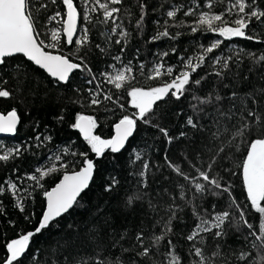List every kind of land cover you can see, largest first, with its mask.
Returning <instances> with one entry per match:
<instances>
[{
    "label": "snow or ice",
    "instance_id": "obj_1",
    "mask_svg": "<svg viewBox=\"0 0 264 264\" xmlns=\"http://www.w3.org/2000/svg\"><path fill=\"white\" fill-rule=\"evenodd\" d=\"M133 2L138 9L135 29L137 34L142 35L145 18L149 15V5L145 0ZM60 4L64 6L63 13L57 9L48 15L50 5H57V0H0V98L13 96V90L5 87L9 81L3 73L7 71L8 62L12 58L22 55L55 78L58 85H68L70 77L74 79L73 73L77 70L87 73L90 78L86 83L94 85L87 88L89 107H98L104 101H110L124 110L119 97L113 100V94L103 90L100 77L130 98V105L136 111L118 117L113 124L111 137L104 138L102 134H97L100 122L95 115L78 113L75 122L70 125L82 134L96 158L103 157L109 151L119 153L129 146L130 138L138 130V121L158 129L169 145L175 140L188 138V131L182 130L173 136L169 134L168 128L161 127L159 123L153 124L159 108L158 102H167L169 98L179 101L186 95H190L191 114L186 116L184 127L205 133L208 141L215 144L214 147L205 145L209 153L207 161L201 160L199 155L195 157V163L188 161L192 171H185L181 164L174 163L165 152V165L187 182H176L178 196L167 188L163 189L169 197L168 202L160 203L156 199L160 196L159 192L153 196L148 191L137 190L127 196L125 204L129 208L146 201L148 209L159 217L153 224V228L160 225L159 233L149 232L144 227H140L131 236L127 230L121 232L118 238L112 233L111 247H119L121 252L115 258H101L100 254L73 256L67 251V241L63 244L57 242L59 247L65 249V253L61 257L53 250L50 264H89L90 261L91 264H264V86H253L244 93L234 89L230 95L221 94L217 89L204 95L198 94L200 86L209 76L216 77L224 88H228L230 85L224 83L226 78H242L247 81L248 74L264 66V54L257 56L243 48L233 47L227 54L221 51L219 55H210L220 49L224 41L233 38L261 42L260 38L264 36V4L261 0H187L186 3L171 4L169 10L161 14L162 22L161 19L153 21L156 29L149 37V43L165 38L177 40L183 33L173 32L172 28H188L192 34L210 32L223 39H217L208 46L200 45L199 51L188 56L178 54L175 46L158 53L157 62L152 64L146 76L147 80H160L158 86L133 84V81L139 84L137 67L139 75L145 76V64L140 62L134 66L133 60L124 58L132 35L125 21L131 23L134 15L132 5L126 4V0H60ZM159 7L162 8L163 4ZM181 16L191 19L185 20ZM93 28L98 29L103 39V47L100 43L94 45L102 54L114 45L120 46L118 53L112 54V60L119 62V67L113 63L109 68L114 71H102L99 76L93 72L85 56L80 55L81 49H89L93 43ZM64 46H74L75 50L66 53L63 51ZM139 52L140 49H137L135 59L139 58ZM170 54L177 55L176 65L168 64L164 59ZM245 58L249 60L250 66L241 77L240 66ZM206 65L210 70L198 75ZM15 69L20 71V65H15ZM13 78H16L15 75ZM256 79L264 81V71L259 72ZM73 103L82 101L74 100ZM206 106H211L212 110L205 111ZM208 118L209 123L201 122ZM57 119L62 121L64 117L61 115ZM20 124L21 117L15 108L6 114L0 112V134L15 135ZM39 127L37 121L33 128L35 135L30 138L35 144L26 142L23 145L6 146L0 143V166L19 159L34 147L40 148L51 143L52 134L38 131ZM237 139L247 148L238 167L242 170L251 211L248 204L242 206L233 195V185L221 171L215 170L221 168L224 173L235 174L233 169L222 167L218 161L227 158L226 148L232 147ZM235 147L238 150L239 145L235 144ZM130 155L131 164L137 161L141 163L140 171L131 174L141 178L140 189H148L151 168L150 162L144 159L146 151L132 148ZM69 156L83 158L78 170L75 165L79 161L70 160ZM95 170L96 160L90 159L88 152H77L69 146L56 147L50 151L47 163L35 167L31 172L21 173L17 167L11 169V175H6L0 182V215L5 217L7 212L3 196L9 195L13 206L20 213H25L26 207L35 200V189H44L46 178L57 172L62 173V178L50 190L43 191L45 207L35 229L18 234L17 238L5 243L6 253L0 257L2 264H36L39 249L32 256L27 255L33 238L50 227H58L59 218L78 206V198L89 188ZM119 183L116 176H110L105 191H112ZM208 196L216 199L205 206ZM177 200L183 203H177ZM185 208L190 209L192 222L188 224L187 234L182 237L187 244L186 252L182 253L173 242L176 235L173 221L180 219L178 213L184 212ZM33 216L35 213L26 215L25 219L30 221ZM8 224L16 227L14 220H9ZM232 234L240 242L235 248L228 243ZM98 237L97 227L93 225L88 230V238L95 242ZM122 242L128 243L129 247H124ZM124 253L132 254L127 262L121 258ZM160 255L164 257L163 261L155 258Z\"/></svg>",
    "mask_w": 264,
    "mask_h": 264
},
{
    "label": "trees",
    "instance_id": "obj_2",
    "mask_svg": "<svg viewBox=\"0 0 264 264\" xmlns=\"http://www.w3.org/2000/svg\"><path fill=\"white\" fill-rule=\"evenodd\" d=\"M145 2L149 5V15L145 18L144 31L140 35L137 34V30L135 29L138 9L134 6L133 0H126V4L132 5L134 15L131 17V23L127 20L125 21V25L132 35L127 44L124 58L125 60H133L134 66H137L140 62H144L145 64V76L139 75V69L137 67V80L139 84H137V81H133V84H136V86L140 84L145 86H158L161 83L160 80L146 79L152 64L157 62L158 53L170 50L171 47L175 46L178 54L188 56L199 51L200 45L208 46L217 39H223L217 34L210 32H197L192 34L188 28H172L171 31L173 32L180 31L183 33L177 40L173 41L165 38L155 43H149V37L155 33L156 29L153 21L161 19L162 22L161 14L169 10L171 4L186 3L187 0H145ZM261 3L264 4V0H261ZM160 4H163L162 8L159 7ZM153 8L157 10L152 11ZM57 9L62 13L64 11V6L60 4V0H57V5H50L47 14L50 15ZM180 18L185 20L191 19L182 16ZM100 30L103 29L101 28ZM91 35L92 45L89 49H81L80 55L85 56L93 72L99 76V73L102 71H111L109 65L113 63H116L119 67V62L112 60V54H117L120 46L114 45L106 53L102 54L94 46L96 43H100L102 47L104 46L98 29L93 28ZM260 40L261 42L248 41L242 38H233L230 41L226 40L220 49H217L216 52L210 55H219L221 51L227 54L230 48L235 47L254 52L259 56L260 54H264V36ZM137 49H140L139 58L135 59ZM74 50V46H64L63 48V51L69 54ZM164 59L168 64H177V55L170 54ZM74 62H76V59H74ZM15 65H20V71H16ZM249 66L250 62L245 58L240 66L241 77L246 74V69ZM205 70H210L207 65L205 69L200 70L198 75L203 74ZM233 71H235V68H233ZM261 71H264V66L258 68L256 72L248 74L247 81H244L242 78H226L224 83L230 85L228 88H224L216 77L209 76L200 86L198 94L204 95L213 91V89H217L221 91V94L230 95L234 89L240 93H244L250 91L253 86H264V81L256 79V75ZM3 75L9 81L5 87L13 90L14 94L8 99L0 98V112L6 114L15 108L21 117V124L14 138L5 139L0 143L6 146L15 144L23 145L26 142L35 144L36 142L30 138L35 135L33 128L37 121L40 126L38 131L50 132L53 136V141L40 148L34 147L25 152L19 159L9 162L7 165L0 166V182L4 180L6 175H11V169L14 167L19 168L20 172L23 173L31 172L35 167L45 165L50 151L55 150L56 147L69 146L77 152H88L89 158L96 160L93 183L79 199L78 206L74 207L67 215L58 220V227H50L42 234L35 236L30 243L27 253L28 256H32L35 250L39 249V252L36 253L38 257L36 264H50L53 259V250H55L57 256L62 257L65 249L59 247L57 242L63 244L67 241V251L71 252L73 256L88 257L100 254L101 258L105 256L115 258L116 256H120L121 252L119 247H111L112 233H115L118 238L121 232L127 230L129 236H131L140 227H144L149 232L156 231L159 233L160 225L153 228L155 220L159 219V217L148 209L146 201L138 202L134 207L129 208L125 204L127 196L137 190L148 191L153 196L159 192L160 196L156 199L160 203L168 202L169 197L163 192V189L167 188L169 192L178 196V189L175 187L176 182L179 181L185 184L187 182L183 181L165 165V152H167L169 159L173 160L174 163L181 164L185 171H192L188 166V161L195 163V157L197 155L200 156L201 160L207 161L209 153L206 151L205 145L207 147H214L215 142H209L205 133H197L190 128L184 127L186 116L191 114L189 107L190 95H186L185 98L179 101L169 98L167 102H158L159 108L153 118V124L159 123L161 127L168 128L169 134L173 136H177L182 130L188 131V138L175 140L169 145L158 129L146 126L138 121V130L129 142V146L123 152L111 153L109 151L103 157L96 158L95 154L90 152L86 141L70 125L75 122L78 113L95 115L100 122L97 134H102L104 138L111 137L113 134V124L118 117L135 112V109L130 105V98L125 93L116 90L112 85L104 82L103 77H100L103 90L113 94V100L119 97V102L124 104V110L119 109L117 104L110 101H104L98 107H89L87 88L94 87V85L90 86L86 83V80L90 78L87 73L78 71L73 75L74 79H70L68 85H58L43 71L28 62L23 56L12 58L8 62L7 71ZM14 75L16 78H13ZM164 79H168V77H164ZM76 89L80 91L77 92ZM74 100H80L82 103H73ZM105 109H109V111H105ZM211 110V106L205 107V111ZM61 115L64 117L62 121L57 119ZM201 122L207 124L210 122V118L202 119ZM193 140L196 143H192ZM235 144L239 145L238 150ZM145 145H148V147L145 148ZM132 148L144 149L146 151L144 159L150 162L151 168L149 175L150 187L148 189H140L141 178L138 175L131 174L138 173L141 169V163L139 161L135 164L130 163L132 159L130 155ZM246 151V145L237 139L232 147L226 148L227 158L218 161L222 167L233 169L235 174L224 173L221 168H216L215 170L221 171L225 179L233 185V195L241 202L242 206L248 204L249 211H251V206L246 198L242 170L238 167L244 155H246ZM221 156L223 157L224 154L222 153ZM185 157H187V160H185ZM68 159L79 161L75 165L77 170L82 166V157L77 156L73 158L69 156ZM113 175L119 179L120 183L112 191H105L109 177ZM61 178L62 173L60 172L51 174L46 178L44 181V189H35V200L26 207L25 213H20L13 206L12 198L9 195L6 194L2 197L7 216L0 215V257L6 253L4 245L8 240L17 238L18 234L35 229L45 207V198L42 195L43 191L50 190ZM215 199L214 197L208 196L205 201V206L214 202ZM177 203L183 202L177 200ZM31 213H35V216L30 221L26 220L25 216L31 215ZM178 216L180 219L173 221V230L176 233L173 237V242L177 244L178 250L185 253L187 244L182 237L187 234L189 230L188 224L192 222L190 209L185 208V211L178 213ZM249 219L251 220L252 217L250 216ZM9 220H14L16 227L10 226L8 224ZM93 225L97 227L99 232V237L95 242H92L88 238V230ZM228 243L232 244L235 248L240 242L237 241L236 235L232 234L229 236ZM124 247H129V244L124 243ZM161 250L163 251V246ZM130 255L132 254L124 253L121 258L127 262ZM155 258L160 261L164 260L162 255ZM0 264H2V261H0ZM89 264H91V261Z\"/></svg>",
    "mask_w": 264,
    "mask_h": 264
},
{
    "label": "water",
    "instance_id": "obj_3",
    "mask_svg": "<svg viewBox=\"0 0 264 264\" xmlns=\"http://www.w3.org/2000/svg\"><path fill=\"white\" fill-rule=\"evenodd\" d=\"M22 56V55H21ZM25 58V57H24ZM26 59V58H25ZM27 60V59H26ZM28 61V60H27ZM28 62H30V61H28ZM30 63H32L36 68H38V69H40L38 66H36L33 62H30ZM41 71H43L51 80H53L54 82H56V80H55V78H52L45 70H43V69H40ZM79 70H77V71H75L74 73H73V75L75 74V73H77ZM70 79H71V77H70ZM57 83V82H56ZM61 85H64V84H62L61 83ZM18 129H19V126H18ZM17 132H18V130H17ZM77 132L79 133V131L77 130ZM17 134V133H16ZM16 134L15 135H10V134H0V141H3V140H5V139H11V138H14L15 136H16ZM79 135L81 136V138L83 139V137H82V134H80L79 133ZM133 138V137H132ZM132 138H130V141H131V139ZM129 141V142H130ZM126 148H127V146H126ZM125 148V149H126ZM124 149V150H125ZM124 150H122L121 152H123ZM121 152H119V153H121ZM94 176H95V173H94ZM94 176H93V180H94ZM93 180H92V182L90 183V185H89V188H90V186H91V184L93 183ZM88 188V189H89ZM88 189H86L85 190V192L88 190ZM85 192H83L82 194H81V196L85 193ZM81 198V197H80ZM80 198H78V200L80 199ZM72 210V209H71ZM70 210V211H71ZM69 211V212H70ZM68 212V213H69ZM68 213H66V214H64L62 217H60L59 219H61V218H63L65 215H67Z\"/></svg>",
    "mask_w": 264,
    "mask_h": 264
},
{
    "label": "rangeland",
    "instance_id": "obj_4",
    "mask_svg": "<svg viewBox=\"0 0 264 264\" xmlns=\"http://www.w3.org/2000/svg\"><path fill=\"white\" fill-rule=\"evenodd\" d=\"M118 67V66H117ZM111 71H114L113 69H111ZM135 111H136V109H135ZM1 142V141H0Z\"/></svg>",
    "mask_w": 264,
    "mask_h": 264
}]
</instances>
